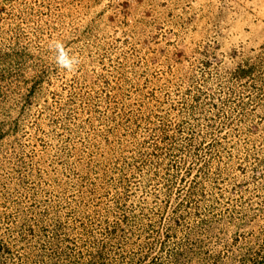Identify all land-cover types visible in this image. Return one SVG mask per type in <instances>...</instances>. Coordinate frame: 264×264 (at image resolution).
Masks as SVG:
<instances>
[{"label": "rangeland", "instance_id": "obj_1", "mask_svg": "<svg viewBox=\"0 0 264 264\" xmlns=\"http://www.w3.org/2000/svg\"><path fill=\"white\" fill-rule=\"evenodd\" d=\"M0 264H264V0H0Z\"/></svg>", "mask_w": 264, "mask_h": 264}, {"label": "clouds", "instance_id": "obj_2", "mask_svg": "<svg viewBox=\"0 0 264 264\" xmlns=\"http://www.w3.org/2000/svg\"><path fill=\"white\" fill-rule=\"evenodd\" d=\"M49 47L56 53L54 60L60 69L66 72L75 70L76 66L79 64V60L77 57L69 55L62 42L55 41L51 43Z\"/></svg>", "mask_w": 264, "mask_h": 264}]
</instances>
